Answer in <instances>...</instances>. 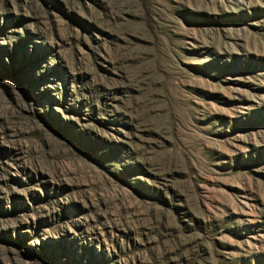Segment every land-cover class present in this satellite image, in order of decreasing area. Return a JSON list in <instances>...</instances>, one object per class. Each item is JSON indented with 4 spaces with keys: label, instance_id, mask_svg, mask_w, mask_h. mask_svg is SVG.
Instances as JSON below:
<instances>
[{
    "label": "rangeland",
    "instance_id": "374dc122",
    "mask_svg": "<svg viewBox=\"0 0 264 264\" xmlns=\"http://www.w3.org/2000/svg\"><path fill=\"white\" fill-rule=\"evenodd\" d=\"M0 264H264V0H0Z\"/></svg>",
    "mask_w": 264,
    "mask_h": 264
}]
</instances>
